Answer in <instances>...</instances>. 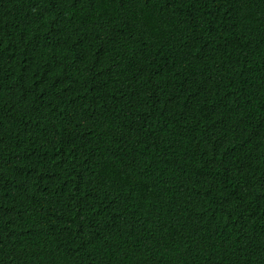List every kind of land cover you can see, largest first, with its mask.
I'll return each instance as SVG.
<instances>
[{"label": "trees", "instance_id": "obj_1", "mask_svg": "<svg viewBox=\"0 0 264 264\" xmlns=\"http://www.w3.org/2000/svg\"><path fill=\"white\" fill-rule=\"evenodd\" d=\"M0 264H264V0H0Z\"/></svg>", "mask_w": 264, "mask_h": 264}]
</instances>
